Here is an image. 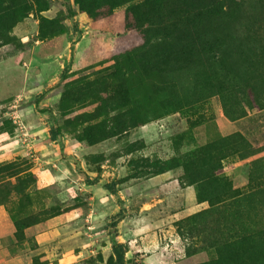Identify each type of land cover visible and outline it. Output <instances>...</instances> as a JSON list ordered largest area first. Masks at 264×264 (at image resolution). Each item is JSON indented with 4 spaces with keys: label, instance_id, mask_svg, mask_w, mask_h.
I'll use <instances>...</instances> for the list:
<instances>
[{
    "label": "rangeland",
    "instance_id": "rangeland-1",
    "mask_svg": "<svg viewBox=\"0 0 264 264\" xmlns=\"http://www.w3.org/2000/svg\"><path fill=\"white\" fill-rule=\"evenodd\" d=\"M263 152L264 0H0V206L30 264H114L113 239L264 264Z\"/></svg>",
    "mask_w": 264,
    "mask_h": 264
},
{
    "label": "crops",
    "instance_id": "crops-1",
    "mask_svg": "<svg viewBox=\"0 0 264 264\" xmlns=\"http://www.w3.org/2000/svg\"><path fill=\"white\" fill-rule=\"evenodd\" d=\"M224 132L228 131L227 129L234 131L237 130V121L227 122L223 118L219 119ZM264 156V152L262 153ZM257 156L246 160L245 162H250ZM246 164V163H245ZM230 170V169H229ZM231 172L228 171V174ZM187 192L189 194L190 200H195L196 197V188L195 186H188ZM194 203V202H193ZM197 203V202H196ZM199 210L206 208L207 202H201L196 204ZM195 207V208H196ZM56 222V217L49 220L48 224L52 226ZM15 226L14 223L9 219L7 211L3 206H0V264H30L29 257L23 254H16L13 251V242H14V233ZM50 232V231H49ZM49 232H42L38 235V239H43Z\"/></svg>",
    "mask_w": 264,
    "mask_h": 264
},
{
    "label": "trees",
    "instance_id": "trees-1",
    "mask_svg": "<svg viewBox=\"0 0 264 264\" xmlns=\"http://www.w3.org/2000/svg\"><path fill=\"white\" fill-rule=\"evenodd\" d=\"M57 136V132H53L51 138L55 139V137ZM213 171L210 172L209 174H207L206 176H204L203 178H200V181H204L207 179H211L213 176L217 175V167L216 166H212ZM120 217H118L119 219ZM117 223L114 224V226H116ZM112 251H113V255L115 257V261L114 264H126V250L124 247L123 243H120L118 241H116L115 239H113L112 241Z\"/></svg>",
    "mask_w": 264,
    "mask_h": 264
}]
</instances>
